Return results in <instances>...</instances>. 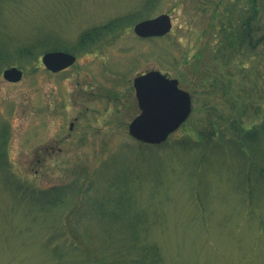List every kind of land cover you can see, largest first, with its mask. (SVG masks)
<instances>
[{
    "label": "rangeland",
    "instance_id": "374dc122",
    "mask_svg": "<svg viewBox=\"0 0 264 264\" xmlns=\"http://www.w3.org/2000/svg\"><path fill=\"white\" fill-rule=\"evenodd\" d=\"M147 1L0 0V264H109L117 245L110 239H121L113 219L99 217L95 201L91 219L81 207L77 219L68 217L83 204L84 177L96 169L99 190L115 193L108 181L128 162L135 178L126 189L144 213L118 227L132 229L147 215L154 224L147 242L159 246L165 264H264V150L242 152L226 136L207 143L194 129L228 114L242 115L246 128L264 122V51H250L239 37L250 0ZM161 13L171 17L170 32L134 33L135 23ZM125 15L117 32L76 48L82 32ZM23 48L32 53L22 55ZM59 48L76 61L51 72L41 55ZM9 66L23 70L20 80L3 79ZM150 69L178 79L192 95V112L166 141L149 146L128 125L139 113L133 78ZM74 181L78 192L62 205H33L34 194L17 201L19 187ZM53 229L64 230L60 255L45 244Z\"/></svg>",
    "mask_w": 264,
    "mask_h": 264
},
{
    "label": "trees",
    "instance_id": "16d2710c",
    "mask_svg": "<svg viewBox=\"0 0 264 264\" xmlns=\"http://www.w3.org/2000/svg\"><path fill=\"white\" fill-rule=\"evenodd\" d=\"M155 1L156 0H148L147 3L153 5ZM246 13L245 20L239 25V37L241 36V41H243L244 45H247L246 48L250 49V51H264V0H250ZM129 17L130 15L114 17L102 25H97L86 30L85 32H82L77 38L76 48L84 50L85 48H88V45L94 43L97 40V36L100 34L117 32L118 29L124 26V20ZM20 51L22 55H30L32 53L26 48L20 49ZM232 109L233 107H231V110ZM231 112L233 113L234 111ZM218 118L221 119L220 117ZM241 119L242 115L235 117L234 114H228L227 117L225 116L224 120L216 119L218 121H212L209 119L206 125H204V123L201 121H198L194 129L196 130L197 136L207 143L213 141L220 142L226 136L228 137L226 140H233L237 142L239 146L238 149L240 151L246 152L247 150H252V154H262V151L264 150V148H262V145H264L262 143V141H264V122L251 129L249 127L246 128L242 124ZM188 121L189 120L187 119L184 122V125H186ZM222 121L226 122L227 125L225 124V127L221 125ZM139 143L149 146L155 145L142 142ZM221 145L222 144H220V146ZM201 148L205 147L201 146ZM148 158L149 157L147 156L144 157V159ZM122 163L126 164V162ZM128 163L123 165L124 168L120 173H118L117 178L113 176L111 177L112 179L108 181L109 184L107 187L113 188L114 186H118L119 190H117L115 193H113L110 189H106L104 191L99 190V184L93 181V176L97 172L96 169L87 175V177H84L85 181L83 186L81 185L82 187L79 191V200H82L83 204L78 205L72 210L68 220L71 221L79 216L78 211L80 208L78 207H81L83 209L82 214L89 216V218H92L93 212L97 211L96 213H98L99 217H108L113 219L115 222L114 231L121 234V239L119 242H117V240H119L118 237L110 239L112 240V244L116 243L117 245L116 249L112 253L114 257L109 261V264H165V259L159 246L154 242H147L146 238L150 233L149 227L154 225L147 222V215L143 217V223L140 225L131 226L132 229L127 230L124 228L123 230H120L118 227L119 222H122L124 218L134 216L136 217L137 214L144 213L141 211L136 212L132 205L133 195L128 189H126V183L131 182V178H135L133 174L134 172L132 171L133 166ZM156 170L159 173V170ZM126 171L130 174L127 175ZM259 173L264 176V166L262 168L260 167ZM77 178L82 180L81 175H79ZM122 181L125 182V184H123ZM198 187L199 186H196L193 196H195L194 200L202 206L203 196L201 195ZM248 189L250 190V188ZM76 192H78L76 181L71 184L52 186L40 191L29 189L27 186L22 188L19 187L17 201L19 203H28L27 196L34 194L37 196V198L35 199V203L33 202V205L41 206V208L44 206L52 207L62 205L63 203L67 202V199L69 200V197L73 196ZM92 201L97 203L99 210L97 208L96 211H94ZM53 230V233H49L45 244L50 247L52 245V247L55 249L54 253L60 255L61 245H58L57 239L60 235L64 234V230ZM117 233H114V235ZM106 242L104 239L103 244H107ZM86 248L89 249V247ZM85 262L87 264V261Z\"/></svg>",
    "mask_w": 264,
    "mask_h": 264
},
{
    "label": "water",
    "instance_id": "95a60500",
    "mask_svg": "<svg viewBox=\"0 0 264 264\" xmlns=\"http://www.w3.org/2000/svg\"><path fill=\"white\" fill-rule=\"evenodd\" d=\"M171 18L167 13L137 22L134 32L141 37L161 36L170 31ZM44 66L53 72L71 65L74 54L54 50L42 55ZM4 79L16 82L22 70L12 66L4 69ZM133 85L140 112L128 125L129 134L146 143H160L180 126L191 112L190 94L179 88L178 79L171 78L159 70H149L134 77Z\"/></svg>",
    "mask_w": 264,
    "mask_h": 264
}]
</instances>
